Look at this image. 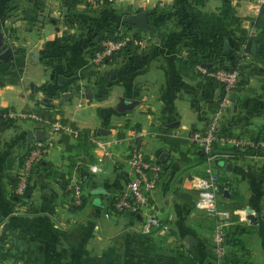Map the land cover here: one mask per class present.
<instances>
[{
  "label": "crops",
  "instance_id": "obj_1",
  "mask_svg": "<svg viewBox=\"0 0 264 264\" xmlns=\"http://www.w3.org/2000/svg\"><path fill=\"white\" fill-rule=\"evenodd\" d=\"M260 6L259 0H80L68 8L62 0H0V107H13L19 118L55 105L62 111L57 116L86 131L92 143L90 160L66 129L73 147L54 133L44 157L63 170L90 172L83 174L87 198L78 206L63 201L57 177L35 175L29 195L11 188L32 143L28 130L42 129L45 138L48 121L36 116L0 130V233L7 234L0 264H264V155L215 160L218 208L233 204L239 191L258 217L252 222L237 209L243 231L231 218L225 231L240 236L243 246L227 240L220 259L216 217L195 205L194 177L204 162H194L193 139L220 95L209 72L238 55L244 66L223 125L235 134L264 128V26L255 24ZM137 11L148 13V28L124 21ZM109 29L137 32L141 41L113 62L95 60L91 42ZM175 137L184 141L177 145ZM133 144L163 162L161 180L149 209L107 215L112 196L126 187ZM224 147L217 142L215 150ZM147 212L169 228L144 233Z\"/></svg>",
  "mask_w": 264,
  "mask_h": 264
},
{
  "label": "built area",
  "instance_id": "obj_2",
  "mask_svg": "<svg viewBox=\"0 0 264 264\" xmlns=\"http://www.w3.org/2000/svg\"><path fill=\"white\" fill-rule=\"evenodd\" d=\"M260 4H264V0H259ZM261 7V6H260ZM126 38H108L103 40V49L93 54L95 60L105 61L106 58L114 51L120 50L125 44ZM220 89L218 99L219 107L213 110L208 117L207 124L203 131H198L193 135V139L200 149L208 153L207 159L204 161V171L202 174L196 175L194 180L195 186L198 188L199 194L195 201L198 209L216 217L215 247L218 258L224 259L226 255L225 247V227L230 220L229 212L220 210L217 206V196L221 189L220 179L215 170V160L223 156L230 157L229 151H216L214 144L223 142L226 146H237L239 148H262L264 150V138L254 139L249 136H236L220 134L223 125L225 112L227 107L232 103V93L241 79V67L232 66L230 68L222 66L217 62L214 68L209 72ZM36 117L35 114H31ZM24 116H27L26 114ZM51 137L54 133H61L66 129L71 130L75 135L78 129L70 125H63L56 121L49 123ZM41 150L38 148L32 150L30 156L26 159V165L39 157ZM108 154V151H105ZM38 157V158H37ZM164 171L162 162L145 153L137 144H133L129 154V173L128 181L125 189L117 195H113L109 203L107 215L111 213L134 212L139 213L143 209L151 207V194L158 187ZM28 185V179L23 177L18 185V190L24 192ZM81 189L79 185L75 190V202L81 204ZM153 227L168 229L169 225L162 221L155 213L147 212L143 219L142 231L144 233L151 232Z\"/></svg>",
  "mask_w": 264,
  "mask_h": 264
},
{
  "label": "trees",
  "instance_id": "obj_3",
  "mask_svg": "<svg viewBox=\"0 0 264 264\" xmlns=\"http://www.w3.org/2000/svg\"><path fill=\"white\" fill-rule=\"evenodd\" d=\"M62 1H63V4L66 7L72 8V7L77 6V4L79 3L80 0H62ZM104 1L111 2L112 0H104ZM255 24L258 25V26H264V4L261 5L260 11H259V15L255 19ZM108 38H115V39L126 38V42L121 47V49L117 50V51H114L111 55H109L106 58V60L108 62H113L120 55L127 54V53L135 50L136 47L138 46V44L141 41V36L137 32L136 33L134 32V33L129 35L127 33H116L113 30L109 29L104 34L100 35L98 40L91 42L90 46H91V48L93 50V54L96 51H100V50L103 49V47H104L103 40L104 39H108ZM231 60L233 61L232 64L225 62L224 59L222 61H220V63H221L222 66H225V67H228V68H230L232 66H240L242 68V66H244V64H242V62H241L242 59H241L240 55H238L237 57H235V58H233ZM233 98H234V94L232 95V99ZM216 101H217V103H216V105H215L213 110H215V109H217L219 107L220 100L217 99ZM14 110L15 109L13 107H8V106L7 107H0V130L3 131V130H6L7 128H11L13 126H19V123H18L19 120H21L20 124H22V122H25L27 119L34 118L31 114H35L36 116H38V118H39L38 120H40L41 122L48 121L49 123H53V122H56V121H60L63 125L69 124L73 128H76L75 123L70 122L65 117L59 118L57 116V114H61L62 111H61V109L59 107H57L55 105H53V106L52 105H49V106L47 105V106H44V107L37 106L35 109L27 110L25 112L27 114L26 117H19V118L12 114V111H14ZM46 125L47 124H45L44 127ZM220 134L236 135V136H249V137H252L254 139H260V138H264V128H261V129H259L257 131H249L248 130V131H244V132L235 134V133L229 132L224 127V125H222V127L220 129ZM70 137H71L70 134L65 133L64 131H61V140L67 143V145H68L67 148H69V149H71L73 147V145H74L73 143L69 142ZM76 137H77V145L80 146L81 148H83V146L86 143L90 142L86 131L82 132V133L79 131L78 134L76 135ZM172 141H174L178 145L182 141H184V139L183 138H179V137H175V138L172 139ZM216 143L214 144V148H215ZM223 149H224L223 151L231 152V155L228 158H238V157L243 156V155H264V150L262 148H244V149H242V148H239L237 146H226ZM194 154L196 156L194 162H196V163H202L208 157V153H206L205 151H203L199 147L195 149ZM184 156L185 155H183V157ZM162 164H163V162H162ZM50 165H51L50 161L46 162L44 160H41L39 162L38 166H41L42 168H45V167L48 168ZM163 166H164V164H163ZM52 175H54V174H52L51 171H49V172L46 171V175H44V176H50L51 177ZM24 192L25 193H23V195H29L31 191L29 190V188H27V189H25ZM232 235H230V232H228L226 230L225 242L227 240H229V241H232V243H234V244H238L239 246H241V244H242V246H243L241 238L240 237H235V236L232 237ZM226 237H227V239H226ZM1 238L3 240L6 239V233L5 232L0 235V239ZM225 257H226V255H225ZM236 263L237 264H252V263H250L248 261H239V260Z\"/></svg>",
  "mask_w": 264,
  "mask_h": 264
},
{
  "label": "rangeland",
  "instance_id": "obj_4",
  "mask_svg": "<svg viewBox=\"0 0 264 264\" xmlns=\"http://www.w3.org/2000/svg\"><path fill=\"white\" fill-rule=\"evenodd\" d=\"M34 128L36 127H42V126H36L34 125L33 126ZM44 128V127H43ZM45 129V128H44ZM32 143L27 147V149L23 152V155L21 156V160H20V163H19V166L17 167V170L15 171V173L12 175V178H11V188H13V190L15 189V191H13V193H16V194H23L25 192H20L18 190V185H19V182L20 180L23 178V177H26L28 179V185L26 187L29 188V190L31 191L32 188H33V181L35 179V175H41V176H44L46 175V171L49 172L51 171L52 175L51 177H57L61 183L64 184V191L66 193V198L63 200V201H67V200H70L72 201V204L73 205H81L83 204V202L85 201V199L87 198V195L85 194V192H83L84 190V186H85V183L83 181V174L87 171L85 169H82L81 168V171L80 169L77 171V170H73V168H70V169H66V170H63V169H60L59 167L55 166L54 164H52L51 162V165L47 168H42L41 166H38L39 165V162L41 160H44V161H48L47 159H45V153L47 152L46 150L48 149V147L52 144L53 142V138L51 137V134H49V136H46L45 138H43L42 140H32L31 141ZM40 149L41 150V154L39 156V154L37 155L38 159L34 160L31 165L27 166L26 165V159L30 156L32 150H36V149ZM92 148V143H86L84 146H83V150L87 153L88 157H89V153H90V150ZM74 156V154H71ZM78 155V154H77ZM227 159H229L228 157H225ZM90 160H92L91 156L89 157ZM71 160L74 162L76 160V158L72 157ZM72 162V163H73ZM75 164H77V162L75 161L74 162ZM76 173V174H75ZM87 173H90L89 171H87ZM74 174L76 175L74 177ZM79 185L80 189H81V201L82 203L81 204H77L75 202V190H76V186ZM25 191V190H24ZM234 199L235 202H232L233 204H229V205H226L225 207L226 208H223L224 210L228 211L229 212V217L233 220H235V225H234V228H236V230H242L243 228V224L242 222H240V212L237 211V209L239 208H242V210H245V211H241L244 215L247 216V213L248 211L246 210V208H248V205H245V199H244V196L240 194L239 191H235L234 193ZM69 201V203H70ZM222 209V210H223ZM247 227V226H246ZM3 231V230H2ZM235 231V229L233 230ZM1 235V233H0ZM240 237V236H236L235 233H233L232 237ZM6 237H7V234H6ZM243 239V238H242ZM0 257H1V253H3L2 249L4 248V244L6 242V239H0ZM244 246H246V243L244 244Z\"/></svg>",
  "mask_w": 264,
  "mask_h": 264
},
{
  "label": "water",
  "instance_id": "obj_5",
  "mask_svg": "<svg viewBox=\"0 0 264 264\" xmlns=\"http://www.w3.org/2000/svg\"><path fill=\"white\" fill-rule=\"evenodd\" d=\"M124 21L128 22V23H132V24H139L144 28H148L149 27V19H148V13L145 11H137L131 15H128L126 17H124ZM227 44V43H226ZM226 49L228 48V44L225 47ZM253 48L254 50H256V43L253 44ZM43 135H44V131L41 130H37L36 132H34L32 129L28 130V139L30 141H32L35 138H37L38 140H42L43 139ZM166 154V153H164ZM163 154V155H164ZM163 159H165V156H163ZM107 190L101 188L98 190V192H106ZM227 193V191H225ZM95 202L99 205H103L101 199H96ZM248 214L247 217L252 221V222H257L258 217L252 212V209L250 207L247 208Z\"/></svg>",
  "mask_w": 264,
  "mask_h": 264
}]
</instances>
